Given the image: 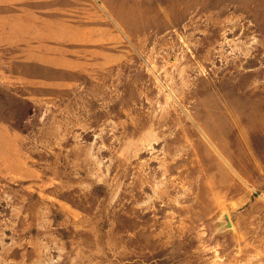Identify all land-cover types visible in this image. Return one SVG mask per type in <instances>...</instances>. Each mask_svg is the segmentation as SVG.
<instances>
[{
  "label": "rangeland",
  "instance_id": "obj_1",
  "mask_svg": "<svg viewBox=\"0 0 264 264\" xmlns=\"http://www.w3.org/2000/svg\"><path fill=\"white\" fill-rule=\"evenodd\" d=\"M0 264H264V0H0Z\"/></svg>",
  "mask_w": 264,
  "mask_h": 264
}]
</instances>
